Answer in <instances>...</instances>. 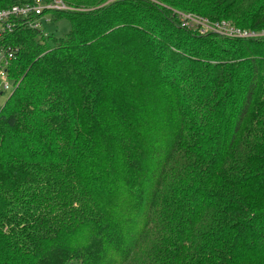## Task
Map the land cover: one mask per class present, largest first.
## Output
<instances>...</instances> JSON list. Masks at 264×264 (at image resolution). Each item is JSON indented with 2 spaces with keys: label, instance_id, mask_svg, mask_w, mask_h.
<instances>
[{
  "label": "trees",
  "instance_id": "16d2710c",
  "mask_svg": "<svg viewBox=\"0 0 264 264\" xmlns=\"http://www.w3.org/2000/svg\"><path fill=\"white\" fill-rule=\"evenodd\" d=\"M65 2L0 40V264H264V37L173 13L264 32V0Z\"/></svg>",
  "mask_w": 264,
  "mask_h": 264
},
{
  "label": "built area",
  "instance_id": "2783aa9c",
  "mask_svg": "<svg viewBox=\"0 0 264 264\" xmlns=\"http://www.w3.org/2000/svg\"><path fill=\"white\" fill-rule=\"evenodd\" d=\"M69 6L65 0H35L32 3L15 4L10 8L0 10V40L14 32L20 25H26L32 29L40 30L42 19L49 12L67 11ZM183 27L200 33H215L229 38H258L264 37V32H253L236 27L227 21H211L208 18L173 10ZM48 20V19H46ZM15 59L14 50L0 49V87L9 90L11 86L10 68Z\"/></svg>",
  "mask_w": 264,
  "mask_h": 264
},
{
  "label": "rangeland",
  "instance_id": "374dc122",
  "mask_svg": "<svg viewBox=\"0 0 264 264\" xmlns=\"http://www.w3.org/2000/svg\"><path fill=\"white\" fill-rule=\"evenodd\" d=\"M48 19V20H46ZM71 28V23L69 19L66 17L60 18L58 20L52 19V13L49 12L45 15V17L42 19L41 23V29L40 31L42 34L47 37L48 40H51L50 38H60L64 35H66ZM8 83L12 86L13 81L10 79L8 80ZM3 89V87H0V91ZM13 90V87H11L9 90H4L2 94H0V109L5 104L6 100L8 99L9 95L11 94Z\"/></svg>",
  "mask_w": 264,
  "mask_h": 264
}]
</instances>
